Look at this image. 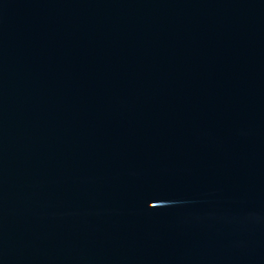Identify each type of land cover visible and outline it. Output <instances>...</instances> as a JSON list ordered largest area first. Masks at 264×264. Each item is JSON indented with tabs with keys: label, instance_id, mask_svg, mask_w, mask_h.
<instances>
[{
	"label": "water",
	"instance_id": "water-1",
	"mask_svg": "<svg viewBox=\"0 0 264 264\" xmlns=\"http://www.w3.org/2000/svg\"><path fill=\"white\" fill-rule=\"evenodd\" d=\"M0 264H264V0H0Z\"/></svg>",
	"mask_w": 264,
	"mask_h": 264
}]
</instances>
